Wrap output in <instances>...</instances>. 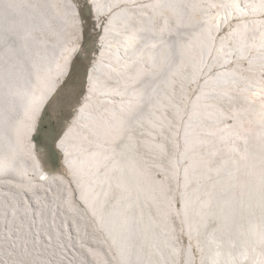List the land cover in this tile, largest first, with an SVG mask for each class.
I'll return each instance as SVG.
<instances>
[{"label":"rangeland","instance_id":"1","mask_svg":"<svg viewBox=\"0 0 264 264\" xmlns=\"http://www.w3.org/2000/svg\"><path fill=\"white\" fill-rule=\"evenodd\" d=\"M72 1L81 20L79 47L70 58L68 73L43 107L31 138L42 170L48 176L58 174L68 179L73 171L58 142L74 123L79 107L89 94V71L99 54V41L108 20V14L95 12L90 0ZM209 1L174 0L172 8L162 6L156 18L157 37L164 38L169 28V39L160 40V58L154 70V106L152 101L143 102L147 107L144 114L132 119L130 113L127 122L133 131L136 129L131 133L135 140L133 146L131 140L125 141L127 145L121 150L130 157L128 168L131 164L130 171L142 193V198L131 207H135L142 221L152 219L157 228L160 226L158 231L163 240L158 242L156 236L150 239L158 246L156 256L165 259L166 264H186L188 246H193L196 263L208 264L216 252L223 257L232 252L234 263L221 258L222 264H264V183L254 186L252 182L256 175H264V153L260 154L264 152V39L255 37L253 46L244 42L255 35V28L253 35L249 34L245 21L264 18L261 13L264 0H256L258 12L250 17H234L225 29L218 31L200 24L207 18L203 10ZM232 26L238 31L234 33ZM70 35L54 32L41 36L49 39L54 52L58 53L59 49L63 53L71 47ZM64 57L65 54L56 58L62 63ZM52 127L54 135L50 137ZM53 150L57 151L58 159L53 160ZM72 151L82 157L81 147ZM85 159L79 160V165L86 164ZM239 184V194L253 187L251 197H254L246 203L247 209L231 215L223 211L225 216L216 212V207H228L233 189ZM227 186V196L215 192ZM116 194L117 191L113 192V196ZM39 197L31 196L34 201H39ZM16 203L17 206L0 200V264H48L45 253L56 255L62 250L56 236L58 223H45L47 217L42 215L38 219L33 206L25 210L21 202ZM188 223L195 226L188 227ZM223 227L229 232L227 235L222 234ZM197 228H203L202 232L198 230V235L191 230ZM47 239L54 243L51 252L46 249L50 246ZM216 241H226L222 244L224 248L219 245L217 250ZM177 244L185 246L178 250ZM88 247L86 252L91 254L93 250V255H114L111 249L109 253L94 245Z\"/></svg>","mask_w":264,"mask_h":264},{"label":"bare ground","instance_id":"2","mask_svg":"<svg viewBox=\"0 0 264 264\" xmlns=\"http://www.w3.org/2000/svg\"><path fill=\"white\" fill-rule=\"evenodd\" d=\"M90 1L97 14H108V20L99 41V54L89 71V94L79 107L74 123L58 142L73 171L72 178L68 179L58 174L48 176L42 170L31 138L43 107L68 73L70 58L79 47L77 41L82 27L78 8L72 0H0V200L16 206V202H21L25 210L34 207L38 219L43 215L47 217L43 222L58 223L56 236L62 250L56 255L46 252L44 257L48 264H166L165 259L156 256L158 246L150 239L156 236L158 242L163 240L158 231L160 226L157 228L152 219L142 221L135 207H131L142 198V193L130 171L131 164L128 168L130 157L121 150L127 145L125 141L131 140L133 146L135 140L131 133L136 129L133 131L127 122L130 113L132 119L144 114L147 107L143 102L152 101L154 106V70L160 58V40L168 42L169 39V28L164 38L157 37L156 18L160 8L171 9L174 0ZM257 6L256 0H210L203 10L207 18L200 24L215 31L222 30L234 17H250L258 12ZM245 22L249 34L255 28V35L252 33L253 37L245 39V43L253 46L255 37L264 39V18ZM99 26L102 28L101 24ZM54 32L72 36L71 47L63 53H59V49L58 53L54 52L49 39L41 36ZM41 41L44 43L40 44ZM224 47L221 48L226 49ZM64 54L60 63L56 57ZM221 73L226 75L225 71ZM74 147H81L82 157L73 153L74 150L71 152ZM85 158L87 163L79 165V160ZM256 176L252 178L254 186L262 185L264 175ZM240 185L229 198L232 205L216 207V212L225 216L223 211L231 215L247 209L246 203L254 197H251L253 187H245V194L244 191L239 194ZM115 191L117 194L113 196ZM215 192L226 195L229 189L227 186ZM34 194L40 196L39 201L32 199ZM31 213L32 210L29 216ZM194 226L188 223V227ZM191 230L198 235V230L202 232L203 228ZM222 231L223 235L229 233L225 227ZM47 241L49 250L54 243ZM181 244H177L178 250L184 248ZM222 244L226 241H216L214 247L224 248ZM93 245L108 252L111 249L114 255L97 256L92 254L93 250L87 253L88 246ZM192 247L186 249V264L199 263L195 262ZM231 253H228L230 257H226L227 254L223 257L216 252L208 259V264H222L221 258L234 263Z\"/></svg>","mask_w":264,"mask_h":264},{"label":"trees","instance_id":"3","mask_svg":"<svg viewBox=\"0 0 264 264\" xmlns=\"http://www.w3.org/2000/svg\"><path fill=\"white\" fill-rule=\"evenodd\" d=\"M52 158H53V160L54 159H58V154H57V151L56 150H53V152H52Z\"/></svg>","mask_w":264,"mask_h":264},{"label":"flooded vegetation","instance_id":"4","mask_svg":"<svg viewBox=\"0 0 264 264\" xmlns=\"http://www.w3.org/2000/svg\"><path fill=\"white\" fill-rule=\"evenodd\" d=\"M53 129H54V128L52 127L51 130H50L49 133H48L50 137H53V135H54Z\"/></svg>","mask_w":264,"mask_h":264},{"label":"water","instance_id":"5","mask_svg":"<svg viewBox=\"0 0 264 264\" xmlns=\"http://www.w3.org/2000/svg\"><path fill=\"white\" fill-rule=\"evenodd\" d=\"M56 147L58 148V146L56 145Z\"/></svg>","mask_w":264,"mask_h":264}]
</instances>
